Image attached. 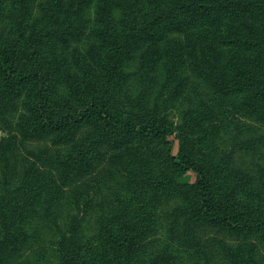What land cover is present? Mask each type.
<instances>
[{
    "label": "trees",
    "instance_id": "trees-1",
    "mask_svg": "<svg viewBox=\"0 0 264 264\" xmlns=\"http://www.w3.org/2000/svg\"><path fill=\"white\" fill-rule=\"evenodd\" d=\"M93 1L48 0L36 11L35 0H0V124L23 95L22 135L58 146L39 154L43 165L67 179L100 170L115 187L91 233L57 237L48 232L55 207L33 174L0 188V264H179L168 249L200 223L241 240L238 248L252 236L264 242V167L240 172L217 144L237 117L264 122V0H97L100 44L66 69L57 52L84 34ZM223 25L237 48L230 68L214 51L202 70L211 90L179 121L131 88L130 60L146 43ZM141 58L149 80L154 57Z\"/></svg>",
    "mask_w": 264,
    "mask_h": 264
},
{
    "label": "rangeland",
    "instance_id": "rangeland-1",
    "mask_svg": "<svg viewBox=\"0 0 264 264\" xmlns=\"http://www.w3.org/2000/svg\"><path fill=\"white\" fill-rule=\"evenodd\" d=\"M46 2L48 0H35L34 9L38 11ZM87 16L84 34L60 46L57 52L66 69L73 67L77 55L89 56L92 47L99 43L97 0L88 7ZM151 48L155 51L151 52ZM214 51L218 53L219 65L230 68L231 55L237 48L229 41L226 25L197 27L191 32H167L159 42L146 43L135 52L128 70L131 88L138 93L146 90L151 104L159 101L162 108L179 121L190 106L210 92L212 84L202 70L207 68ZM142 54L154 57L155 67L149 80L140 69ZM173 54L180 60L178 70H174ZM27 106V99L21 95L13 115L0 124V142L6 144L3 146L8 151L3 161L5 149L0 150V188L16 184L28 173L33 174L36 184H41L44 189L43 199L55 207V217L48 232L53 237H57L60 230L68 232L81 228L91 233L101 213L111 209L115 187L103 183L100 170L67 179L57 169L44 166L39 154L54 153L58 146L55 147L51 139L36 141L22 135L18 123L27 113ZM237 121L218 136L217 144L240 172L252 175L264 167V122L243 117H237ZM169 216L173 218V215ZM172 228L170 219L163 220L159 232L166 238ZM178 229L186 231L183 224L178 225ZM188 230V240L180 243L177 240L175 251L168 249L178 254L179 264H250V260L252 264H264V242L258 238L249 237L238 248L241 240L229 238L213 224L200 223Z\"/></svg>",
    "mask_w": 264,
    "mask_h": 264
}]
</instances>
